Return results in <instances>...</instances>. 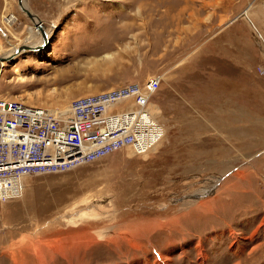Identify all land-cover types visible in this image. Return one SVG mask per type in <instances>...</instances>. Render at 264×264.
<instances>
[{
	"label": "rangeland",
	"instance_id": "rangeland-1",
	"mask_svg": "<svg viewBox=\"0 0 264 264\" xmlns=\"http://www.w3.org/2000/svg\"><path fill=\"white\" fill-rule=\"evenodd\" d=\"M26 3L51 36L4 63L0 98L63 109L161 76L151 108L168 135L144 157L26 176L0 202V264L263 262L264 0ZM34 28L0 0V56Z\"/></svg>",
	"mask_w": 264,
	"mask_h": 264
},
{
	"label": "built area",
	"instance_id": "built-area-1",
	"mask_svg": "<svg viewBox=\"0 0 264 264\" xmlns=\"http://www.w3.org/2000/svg\"><path fill=\"white\" fill-rule=\"evenodd\" d=\"M161 80L80 96L63 109L0 98V202L22 197L26 176L66 172L121 148L151 154L166 136L150 105Z\"/></svg>",
	"mask_w": 264,
	"mask_h": 264
},
{
	"label": "bare ground",
	"instance_id": "bare-ground-1",
	"mask_svg": "<svg viewBox=\"0 0 264 264\" xmlns=\"http://www.w3.org/2000/svg\"><path fill=\"white\" fill-rule=\"evenodd\" d=\"M24 4L26 5V3H25V0H24ZM26 7L29 9V7L26 5ZM30 10V9H29ZM22 11V10H21ZM31 11V10H30ZM23 12V11H22ZM30 20H31V23H32V25L35 27L34 28V30H33V35L32 34H29V36H28V42L26 43V45L28 46V47H33V50H34V53H37V52H39V51H41V50H44V49H46L47 48V44H48V39H50V34H49V32H48V30H47V27L45 26V24L43 23V25H42V29H44L45 31H46V34H47V37H48V39L47 38H44L43 37V32H42V29H41V27H39V25H36L35 24V21L34 20H32L25 12H23ZM38 18L39 17H37L36 19L38 20ZM15 21H17L16 20V17H14L13 15H10L9 17H7L6 18V23L8 24V25H12L13 23H15ZM53 28H55V24H53ZM50 30V29H49ZM53 34V33H52ZM40 36L42 37V39H41V41H42V44L41 43H39L40 42ZM34 42H35V44H34ZM34 44V45H33ZM19 47V46H18ZM18 47H16L14 50H13V52H11V53H7L6 54V56H8V55H10V54H13L14 52H15V50L18 48ZM18 56V55H17ZM4 63H6V61H4V62H2L1 63V67H0V71L2 70V68H3V66H4ZM158 91V90H157ZM156 91V92H157ZM153 104V102H152V99H151V102H150V105H152ZM153 112V118H154V120L155 119H159L160 118V120H163V118L164 117H161V112H159V113H157V112H155V111H152ZM162 128V127H161ZM164 128H165V130H166V136L164 137V139L161 141H159V142H157V143H155L154 144V146H153V152L155 151V150H157L158 148H159V146H161L162 144H163V142L165 141V139L167 138V135H168V126L167 125H165L164 126ZM163 129V128H162ZM164 131V130H163ZM121 149H124V148H121ZM121 149H117V150H121ZM117 150H115V151H117ZM115 151H113V152H115ZM112 152V153H113ZM153 152H151V153H153ZM145 154H147L148 155V153H145ZM144 154V155H145ZM63 173V172H62ZM204 205V204H203Z\"/></svg>",
	"mask_w": 264,
	"mask_h": 264
},
{
	"label": "water",
	"instance_id": "water-1",
	"mask_svg": "<svg viewBox=\"0 0 264 264\" xmlns=\"http://www.w3.org/2000/svg\"><path fill=\"white\" fill-rule=\"evenodd\" d=\"M19 2V8L20 10H22L23 12H25L32 20L35 21V24L36 25H39V27H41V29L43 28L42 25H43V22L41 21L40 17L35 13L33 12L30 7L27 5L26 3V0H25V3L26 5L29 7V10L26 5L24 4V0H18ZM37 17L38 20L36 19ZM42 32H43V37L44 38H47V34H46V31L44 29H42ZM24 51H34L33 50V47H28L26 44H21L19 45V47L15 50V52L13 54H10L8 56H0V67H1V63L4 62V61H10L12 60L13 58H15L17 55H19L21 52H24Z\"/></svg>",
	"mask_w": 264,
	"mask_h": 264
},
{
	"label": "crops",
	"instance_id": "crops-1",
	"mask_svg": "<svg viewBox=\"0 0 264 264\" xmlns=\"http://www.w3.org/2000/svg\"><path fill=\"white\" fill-rule=\"evenodd\" d=\"M50 174V173H49ZM86 200V199H85ZM244 252L242 251V255H241V261L240 262H237L238 260H234L231 264H243V261L245 260V259H247L248 260V258H245L244 257V254H243ZM157 254V256H158V258H159V254L158 253H156ZM157 258V257H156ZM158 262H160V259H158ZM161 264H163V262H160ZM264 264V261L263 262H261V261H258L257 262V264Z\"/></svg>",
	"mask_w": 264,
	"mask_h": 264
}]
</instances>
